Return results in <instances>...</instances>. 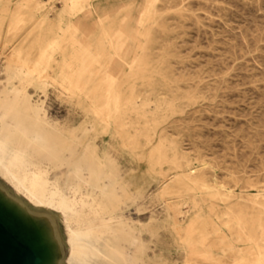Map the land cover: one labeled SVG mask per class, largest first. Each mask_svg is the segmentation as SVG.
Wrapping results in <instances>:
<instances>
[{"label":"bare ground","instance_id":"6f19581e","mask_svg":"<svg viewBox=\"0 0 264 264\" xmlns=\"http://www.w3.org/2000/svg\"><path fill=\"white\" fill-rule=\"evenodd\" d=\"M11 1L0 0V46L14 45L15 37L25 26L32 28L8 56L11 78L20 81L8 86L4 97L0 94V168L31 201L58 209L66 216L67 264L157 263L161 258L151 259V246L142 236V227L128 221L131 215L122 211L114 191L106 187L107 182L101 184L100 176L109 175L105 170L109 165L107 157L103 160L99 147L87 141L86 131H63L46 115L42 116L40 105L32 101L26 89L27 84L51 81L92 115L89 122L93 130L110 131L119 124L121 137L130 138L123 140V145H133L130 128L136 129V137L151 141L152 135L159 133L158 125L180 111V94L173 91L174 86H180L181 79L188 81H174L163 67L150 65L149 50L136 53L134 60L128 61L135 50L132 44L141 36L148 42L155 41L156 30L147 28L148 22L156 21L165 32L159 21L160 0H144L133 28L125 18H130L131 12L121 19L107 12L100 16L98 30L92 33L86 31L93 9L82 11L89 0H64L55 19H50L48 13L36 12L42 8L38 0H22L15 7ZM118 60L129 65L127 80L142 83L139 90L131 82H120L122 76L114 74L126 71L114 65ZM168 87L171 98L151 106L149 96L157 94L153 90ZM149 89L153 92H143ZM197 94L198 91H188L184 98L194 103ZM55 147L69 150L73 157L70 171L76 182L72 194L61 186L60 180L50 182L33 159L34 152H48ZM147 160L153 166L169 163L176 169L170 178L158 171L163 174L158 187L161 199L168 200L164 214L171 218L172 231L181 240L184 264H264V184L248 185L237 194L226 192L208 176V162L195 164L183 147L166 135L165 128ZM87 184L100 187L103 197L96 190L85 191ZM205 195L232 202L223 213L213 207L207 211L202 197ZM187 198L192 199V211L181 215V202ZM159 215L154 211L151 218L156 220ZM163 226L166 224H158L151 233L161 238L158 241L164 247L159 231Z\"/></svg>","mask_w":264,"mask_h":264},{"label":"rangeland","instance_id":"374dc122","mask_svg":"<svg viewBox=\"0 0 264 264\" xmlns=\"http://www.w3.org/2000/svg\"><path fill=\"white\" fill-rule=\"evenodd\" d=\"M21 1L12 0L11 4L15 7ZM38 1L42 8L36 12L48 13L50 19H55L64 7V0ZM143 2L89 0L82 10L93 9L86 32L97 31L100 16L104 17L107 12H112L113 17L119 15L120 19L131 12V17L125 18L129 27H135ZM159 10L162 13L159 21L165 32L156 21L148 22L146 27L156 30L153 32L155 41L148 42L141 36L140 41L132 44L135 50L128 61H133L136 53L149 50L150 65L163 67V72L174 81L181 78L188 81L181 79V85L174 86L173 91L180 94V111L158 125L159 133L153 134L151 141L136 137V129L130 128L133 145H123V140L130 138L121 137L119 124L110 131L93 130L89 122L92 115L51 81L27 84L26 92L40 105L42 116L46 115L63 131H86L87 141L99 147L103 160L107 157L109 165L105 170L109 175L100 176L101 184L107 182L106 187L114 191L122 211L131 215L128 221L142 227V236L151 246L148 249L151 259L161 258L151 264H184L183 245L172 231L171 218L164 214L168 200L161 199L158 187L163 177L158 171L167 173L170 178L176 169L169 163L153 166L147 156L165 128L166 135L176 140L195 164L208 162V176L217 180L226 192L237 194L248 185L264 184V0H160ZM31 28L25 26L15 37L14 45L0 46V94L3 97L8 86L20 81L11 78L8 56ZM114 65L126 70L113 71L122 76L120 82H131L140 89L139 80L125 78L128 64L118 60ZM153 91L143 90L147 95L152 93L151 106L171 98L169 87ZM188 91H198L197 102L186 101L184 94ZM33 155L50 182L60 180L61 186L72 194L76 178L70 171L73 162L70 151L55 147ZM84 172L89 176L88 170ZM84 189L96 190L103 197L101 188L96 185L87 184ZM197 197L201 196L197 194ZM202 197L207 211L213 207L223 213L232 202ZM191 203V198L181 202V215L192 211ZM154 211L160 213L156 220L151 218ZM158 224H166L159 228L164 247L158 241L161 238L151 233ZM67 236L66 216L58 209L31 201L0 168V264H67ZM218 255L224 254L219 252Z\"/></svg>","mask_w":264,"mask_h":264}]
</instances>
